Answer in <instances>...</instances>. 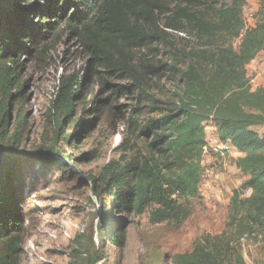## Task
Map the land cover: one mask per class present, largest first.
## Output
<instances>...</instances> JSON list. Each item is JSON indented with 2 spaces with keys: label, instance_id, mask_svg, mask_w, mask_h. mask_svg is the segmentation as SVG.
Here are the masks:
<instances>
[{
  "label": "trees",
  "instance_id": "1",
  "mask_svg": "<svg viewBox=\"0 0 264 264\" xmlns=\"http://www.w3.org/2000/svg\"><path fill=\"white\" fill-rule=\"evenodd\" d=\"M30 2L47 7L29 9ZM246 3L0 0V264H20L23 254L25 216L18 184L26 162L10 141L15 134L9 136V103L15 97L12 91L19 72H6L3 65L18 58L26 44L35 47L28 38L34 28L28 30L26 23L39 10L45 17L54 15L55 22H45L43 30L64 27L87 57L83 79L74 75L59 81L51 107L58 130L67 118L76 120L89 93L86 79L96 80L101 94L108 95L94 99L93 105L109 107L118 94L116 88L136 100L126 125L142 153L128 163L112 162L93 179L95 193L100 196L103 189L112 198L104 218L126 212L141 215L156 206L152 224H181L188 219L191 211L186 203L201 198L203 160L208 153L206 125L212 124L219 141L242 155L235 167L245 180L233 191L226 230L216 237L206 236L191 254L177 256L176 263L232 264L231 249L242 240L264 246V134L257 131L264 128V87L252 92L246 72L264 51V0L254 27L240 40ZM163 81L178 84L173 108L155 96ZM145 104L151 106L153 115L141 120ZM90 126L77 119L71 127L77 132L71 135L70 146H75L74 139L81 132L89 133ZM54 154L58 153L53 148L42 147L35 158L49 169ZM122 226L121 220V234ZM91 239V249L86 253L74 250L70 264L103 260L104 241L96 245L93 231ZM110 241L119 247L125 243L119 233Z\"/></svg>",
  "mask_w": 264,
  "mask_h": 264
},
{
  "label": "rangeland",
  "instance_id": "2",
  "mask_svg": "<svg viewBox=\"0 0 264 264\" xmlns=\"http://www.w3.org/2000/svg\"><path fill=\"white\" fill-rule=\"evenodd\" d=\"M262 2L247 0L255 8L251 22L262 10ZM26 7L45 9L47 5L30 2ZM53 18L54 15L45 17L41 10L28 17V30L34 28L28 38L35 47L26 44L18 58L3 65L6 72H19L12 91L15 97L9 103V136L15 134L10 141L26 161L18 184L25 216L20 264H70L74 250L86 253L91 249L92 231L96 245L104 241L103 260L98 264H177V256L191 254L203 238L219 236L226 230L233 191L244 182V175L235 167L239 153L232 151L218 157L209 149L203 164L213 170L212 178L208 185L201 186L200 199L186 203L191 214L181 224H152L150 217L156 206L141 215L126 212L113 219L104 218L103 212L111 210L112 198L103 189L98 196L93 179L99 178L103 168L112 162L128 163L142 153L141 144L136 143L126 125L136 100L127 93L119 94L116 88L118 94L109 107L93 105L94 99L102 100L108 95L101 94L96 80L86 79L89 93L76 120L91 123V129L89 133L81 132L74 139L75 146H70L71 135L77 132L71 130L76 120L67 118L58 130L51 107L60 80L74 75L83 79L86 75L87 57L77 39L63 31L64 27L43 30L45 22H55ZM259 85L264 86V77ZM177 90L178 84L163 81L154 93L173 108ZM152 115L151 106L145 104L141 120ZM42 147L58 153L51 157L53 165L49 169L35 158ZM116 233L124 237L123 247L110 241ZM231 253L232 264H264V246L258 242L242 240Z\"/></svg>",
  "mask_w": 264,
  "mask_h": 264
},
{
  "label": "built area",
  "instance_id": "3",
  "mask_svg": "<svg viewBox=\"0 0 264 264\" xmlns=\"http://www.w3.org/2000/svg\"><path fill=\"white\" fill-rule=\"evenodd\" d=\"M254 7L246 3V5L243 8V16L245 19V28L240 32L239 39L241 40L248 29L254 27L255 25V19L254 21L251 19V16H254L255 11ZM246 72H247V78L249 80V85L251 88V91L254 92L258 90L259 88H262L264 86L259 85V81L263 80L264 77V51H262L255 60H253L247 67H246ZM249 72H253L250 74ZM253 84L255 86H253ZM255 87V89H254ZM206 130H207V137H206V142H207V151L211 149V152L215 154H220L224 155L226 153H231L232 151H236L234 148H232L229 144H224L221 143L218 139V136L216 134L215 128L213 127L212 124L206 125ZM204 161V160H203ZM204 167V164H203ZM213 175V170L206 169L204 167V173L202 176V182L201 186L208 185L210 182V179L212 178ZM246 194H250L247 192Z\"/></svg>",
  "mask_w": 264,
  "mask_h": 264
},
{
  "label": "crops",
  "instance_id": "4",
  "mask_svg": "<svg viewBox=\"0 0 264 264\" xmlns=\"http://www.w3.org/2000/svg\"><path fill=\"white\" fill-rule=\"evenodd\" d=\"M257 131L259 132V134L263 135L264 134V128H259L257 129ZM238 156H242L240 153L238 154ZM244 180H245V177H244Z\"/></svg>",
  "mask_w": 264,
  "mask_h": 264
}]
</instances>
